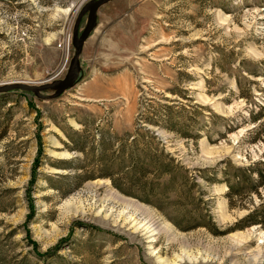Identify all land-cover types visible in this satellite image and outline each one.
Wrapping results in <instances>:
<instances>
[{
  "label": "rangeland",
  "instance_id": "rangeland-1",
  "mask_svg": "<svg viewBox=\"0 0 264 264\" xmlns=\"http://www.w3.org/2000/svg\"><path fill=\"white\" fill-rule=\"evenodd\" d=\"M82 1L0 0V85L64 78ZM164 106L191 138L141 122ZM261 114L264 0L102 6L75 85L52 101L0 95V264H264V221H242L255 211L264 220V116L252 121ZM145 130L183 169L168 200L146 204L125 181L138 198L59 168L98 174L100 133ZM81 132L84 155L67 136Z\"/></svg>",
  "mask_w": 264,
  "mask_h": 264
},
{
  "label": "trees",
  "instance_id": "trees-1",
  "mask_svg": "<svg viewBox=\"0 0 264 264\" xmlns=\"http://www.w3.org/2000/svg\"><path fill=\"white\" fill-rule=\"evenodd\" d=\"M173 109L171 106H164L159 120L145 117L141 122L162 127L175 134H181L185 138H191L182 132L183 123L176 120L177 112H174ZM263 116V114L254 116L252 121L257 123ZM67 136L74 144L73 149L84 155L85 148L83 144L86 143V132ZM154 140H156L155 136L147 130L141 134V139L138 134L125 133L122 137H118L114 133L103 132L98 136V150L95 152L94 158L96 164L105 165L104 170L98 174H89L79 166L73 168L66 163H63L64 165L59 166V168L73 171L75 173L73 179L78 181V184L97 178L108 179L112 186L120 192L138 198L131 192L132 188H124L119 182L120 180L125 181L129 186L141 189L142 202L150 205L152 203L156 204L161 197L169 199V194L175 190V179L177 177L184 182L186 180L185 177L180 176L183 169L164 150L158 148ZM115 146L118 147L116 150H114ZM257 173L256 189L264 188V174ZM261 213L255 211L253 214L247 215L242 220L246 223L244 227L262 225L264 220H262Z\"/></svg>",
  "mask_w": 264,
  "mask_h": 264
},
{
  "label": "water",
  "instance_id": "water-1",
  "mask_svg": "<svg viewBox=\"0 0 264 264\" xmlns=\"http://www.w3.org/2000/svg\"><path fill=\"white\" fill-rule=\"evenodd\" d=\"M113 0H90L86 3L83 0L78 8L81 7L72 31V46L74 48L73 56L70 60L66 75L61 80H45L38 84L27 82H6L0 85V95L14 91L32 93L36 98L45 101H52L62 96L67 90L75 85L80 75V55L86 39L90 36L97 26L98 10L112 2ZM87 14V22L80 34H78L79 22ZM55 90L51 95H43L45 91Z\"/></svg>",
  "mask_w": 264,
  "mask_h": 264
},
{
  "label": "bare ground",
  "instance_id": "bare-ground-1",
  "mask_svg": "<svg viewBox=\"0 0 264 264\" xmlns=\"http://www.w3.org/2000/svg\"><path fill=\"white\" fill-rule=\"evenodd\" d=\"M134 226H137V229H141V231L143 233L147 234L148 235V238L155 237L158 234L157 226H156V224H153L152 222H150V223H142V224H140L138 222V223H134ZM163 228L165 230V227H163ZM152 241L153 240H150V243Z\"/></svg>",
  "mask_w": 264,
  "mask_h": 264
},
{
  "label": "built area",
  "instance_id": "built-area-1",
  "mask_svg": "<svg viewBox=\"0 0 264 264\" xmlns=\"http://www.w3.org/2000/svg\"><path fill=\"white\" fill-rule=\"evenodd\" d=\"M69 46V38L66 39L62 44H58V48H67Z\"/></svg>",
  "mask_w": 264,
  "mask_h": 264
},
{
  "label": "crops",
  "instance_id": "crops-1",
  "mask_svg": "<svg viewBox=\"0 0 264 264\" xmlns=\"http://www.w3.org/2000/svg\"><path fill=\"white\" fill-rule=\"evenodd\" d=\"M84 47V46H83Z\"/></svg>",
  "mask_w": 264,
  "mask_h": 264
}]
</instances>
